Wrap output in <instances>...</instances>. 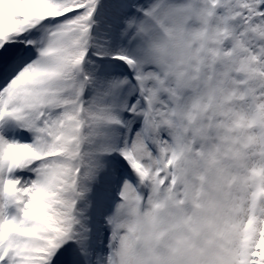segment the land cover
Returning a JSON list of instances; mask_svg holds the SVG:
<instances>
[{
    "label": "snow or ice",
    "instance_id": "1",
    "mask_svg": "<svg viewBox=\"0 0 264 264\" xmlns=\"http://www.w3.org/2000/svg\"><path fill=\"white\" fill-rule=\"evenodd\" d=\"M176 2L0 0V264H113L125 210L180 185ZM238 8L241 70L264 72V0ZM230 198L211 264H264V180Z\"/></svg>",
    "mask_w": 264,
    "mask_h": 264
},
{
    "label": "clouds",
    "instance_id": "2",
    "mask_svg": "<svg viewBox=\"0 0 264 264\" xmlns=\"http://www.w3.org/2000/svg\"><path fill=\"white\" fill-rule=\"evenodd\" d=\"M238 4L176 2L163 38L166 75L184 99L176 110L183 179L172 196L165 186L125 210L127 239L115 241L113 264H211L232 218L230 196L264 180V99L249 84L264 87V72L241 70Z\"/></svg>",
    "mask_w": 264,
    "mask_h": 264
}]
</instances>
